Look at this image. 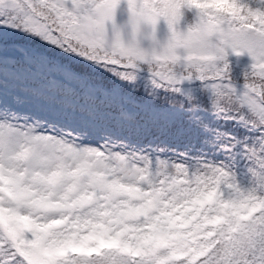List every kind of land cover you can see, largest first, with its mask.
Here are the masks:
<instances>
[{"label": "snow or ice", "instance_id": "snow-or-ice-1", "mask_svg": "<svg viewBox=\"0 0 264 264\" xmlns=\"http://www.w3.org/2000/svg\"><path fill=\"white\" fill-rule=\"evenodd\" d=\"M0 264H264V0H0Z\"/></svg>", "mask_w": 264, "mask_h": 264}]
</instances>
